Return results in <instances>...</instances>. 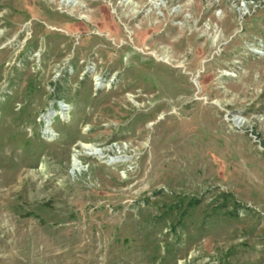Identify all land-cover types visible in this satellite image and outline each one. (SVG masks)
Returning <instances> with one entry per match:
<instances>
[{"label": "rangeland", "instance_id": "obj_1", "mask_svg": "<svg viewBox=\"0 0 264 264\" xmlns=\"http://www.w3.org/2000/svg\"><path fill=\"white\" fill-rule=\"evenodd\" d=\"M161 1L0 0V264H264V0Z\"/></svg>", "mask_w": 264, "mask_h": 264}, {"label": "bare ground", "instance_id": "obj_2", "mask_svg": "<svg viewBox=\"0 0 264 264\" xmlns=\"http://www.w3.org/2000/svg\"><path fill=\"white\" fill-rule=\"evenodd\" d=\"M62 1H66V2H71V3H74L75 0H62ZM130 1V0H129ZM162 3L161 0H149V4L153 7H156L158 4ZM94 85L97 86L98 83L95 81L94 82ZM49 116V115H48ZM83 149L87 151L88 154H94V155H102V151L101 149H99L98 147L92 145V144H87V143H83L81 144ZM75 155V154H74ZM77 159V158H76ZM75 159H73V162H72V167H78L79 168V164H78V161Z\"/></svg>", "mask_w": 264, "mask_h": 264}]
</instances>
